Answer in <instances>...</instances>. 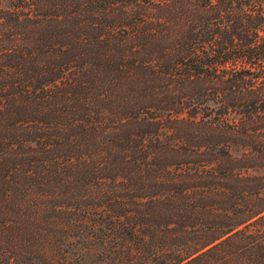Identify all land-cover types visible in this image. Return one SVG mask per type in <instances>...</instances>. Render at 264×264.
<instances>
[{
    "label": "trees",
    "instance_id": "trees-1",
    "mask_svg": "<svg viewBox=\"0 0 264 264\" xmlns=\"http://www.w3.org/2000/svg\"><path fill=\"white\" fill-rule=\"evenodd\" d=\"M0 264H264V0H0Z\"/></svg>",
    "mask_w": 264,
    "mask_h": 264
}]
</instances>
